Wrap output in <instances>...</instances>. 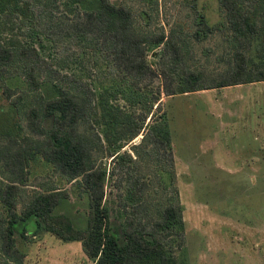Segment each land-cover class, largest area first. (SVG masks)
<instances>
[{
    "label": "trees",
    "instance_id": "1",
    "mask_svg": "<svg viewBox=\"0 0 264 264\" xmlns=\"http://www.w3.org/2000/svg\"><path fill=\"white\" fill-rule=\"evenodd\" d=\"M68 1L72 6L63 0H0V86L11 99L14 89L3 81L22 76L26 92L11 102L30 133L24 136L23 148L0 149L4 175L0 179V261L24 264L16 234L28 239V234L35 236L43 229L61 241L80 242L93 264H179L175 252L185 243L183 206L176 193L168 194L164 204L150 201L152 178L140 166L141 161L157 164V178L161 181L167 174L164 188H172L174 153L168 126L161 118L145 126L149 109L135 114L98 99L86 75L70 67L80 71L90 62L88 55L100 57L107 75L136 90L154 87L153 103L160 94L174 97L264 81V0H217L221 23L210 26L204 17L196 19L192 36L197 41L219 31L228 44L218 57L225 64L223 71L209 74L189 66L178 36L136 32L133 12L126 5L112 0ZM3 17L8 18L7 24L1 22ZM44 43L59 54L56 64L41 53ZM156 47L160 52L154 68L147 53ZM44 83L55 87L54 96H43ZM160 108L159 101L156 109ZM140 133V143L132 146L136 157L120 152ZM36 156L66 183L80 187L88 203L84 228L55 212L69 197L66 188L41 184L28 193L23 190L29 184V162ZM107 181L113 183L122 211L121 236L109 224L104 204ZM28 222L33 229L29 232L23 225L18 232V226Z\"/></svg>",
    "mask_w": 264,
    "mask_h": 264
},
{
    "label": "rangeland",
    "instance_id": "2",
    "mask_svg": "<svg viewBox=\"0 0 264 264\" xmlns=\"http://www.w3.org/2000/svg\"><path fill=\"white\" fill-rule=\"evenodd\" d=\"M63 1L72 6L70 1ZM112 1L132 10L136 32L164 31L166 35L178 36L191 68L208 74L223 71L225 64L219 62L218 57L227 51L228 44L222 39V32L211 33L202 41L192 36L200 16L210 26L223 21L217 0ZM83 4L87 6L86 1ZM7 21L8 18H1L3 24ZM18 21L15 20L19 24ZM14 28L17 30L15 24ZM40 50L54 64L60 58L47 43ZM159 52L160 47H156L147 53V60L154 68L158 66ZM256 53L253 49V58ZM87 57L90 62L80 71L74 65L70 70L86 75L98 99H106L135 114L149 109L144 125L161 118L170 130L174 153L173 190L164 188L167 174L161 181L157 178V164L141 161L140 166L141 172L152 178L150 201L159 200L164 204L168 194L176 193L183 206L185 243L175 252L178 263L264 264V81L174 97L160 94L161 108L156 109L159 101L153 103L154 87L136 90L131 84L107 75L100 57ZM3 82L14 89L12 100L26 92L19 74ZM41 91L46 98L56 93L51 83H44ZM11 99L0 86V149L13 152L25 146L24 136L30 133ZM142 136L140 133L120 152L126 150L136 157L132 146L139 144ZM111 164V158L106 159L108 168ZM27 169L29 184L22 187L23 190L28 193L41 184L66 188L69 197L55 208V212L68 215L76 227L84 228L88 203L80 187L66 183L38 156L30 160ZM3 178L0 173V179ZM115 192L113 183L107 181L104 204L108 208L109 224L112 231L121 236L123 215ZM23 225L29 232L33 229L28 222L19 225L18 232ZM28 236L25 239L16 234V244L25 254L24 264H93L80 242L61 241L43 229L35 236ZM0 264L3 263L0 261Z\"/></svg>",
    "mask_w": 264,
    "mask_h": 264
}]
</instances>
